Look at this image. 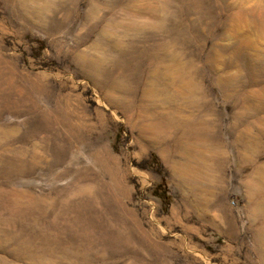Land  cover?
<instances>
[{
  "label": "rangeland",
  "instance_id": "rangeland-1",
  "mask_svg": "<svg viewBox=\"0 0 264 264\" xmlns=\"http://www.w3.org/2000/svg\"><path fill=\"white\" fill-rule=\"evenodd\" d=\"M257 93L264 0H0V264H264L232 141ZM150 107L212 119L209 192Z\"/></svg>",
  "mask_w": 264,
  "mask_h": 264
},
{
  "label": "bare ground",
  "instance_id": "bare-ground-1",
  "mask_svg": "<svg viewBox=\"0 0 264 264\" xmlns=\"http://www.w3.org/2000/svg\"><path fill=\"white\" fill-rule=\"evenodd\" d=\"M241 108L242 116L236 118V122L243 126V131L232 141L239 153L240 165L247 169L245 177L250 203L256 205V211L260 213L263 207L259 200L264 197V99L258 97L257 93L252 99L245 100ZM150 110L151 107L143 108L139 115L143 134L158 136L174 129L183 134L173 155L174 160L170 161L173 178L184 189L193 183H201L205 185L202 190L209 192L211 185L217 184L224 167V152L212 136V119L192 121L186 116L181 118L170 113L157 117ZM4 198V193H1L0 199ZM15 206H18V202ZM254 239L260 258L264 261V221L255 226Z\"/></svg>",
  "mask_w": 264,
  "mask_h": 264
}]
</instances>
